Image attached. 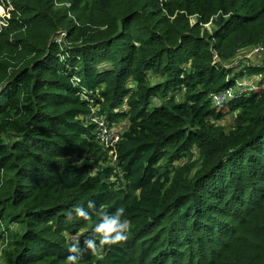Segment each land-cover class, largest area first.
<instances>
[{"label":"trees","instance_id":"16d2710c","mask_svg":"<svg viewBox=\"0 0 264 264\" xmlns=\"http://www.w3.org/2000/svg\"><path fill=\"white\" fill-rule=\"evenodd\" d=\"M4 1L0 264H264V0Z\"/></svg>","mask_w":264,"mask_h":264},{"label":"clouds","instance_id":"9594fccd","mask_svg":"<svg viewBox=\"0 0 264 264\" xmlns=\"http://www.w3.org/2000/svg\"><path fill=\"white\" fill-rule=\"evenodd\" d=\"M96 205L94 202L88 203V209H95ZM75 214L79 218H83L84 220L91 219V215L89 211H87L83 207H76L74 209ZM125 213V209L120 207L117 209V218L120 214ZM69 217L71 218L72 213L69 212ZM127 230H128V223L124 221L123 224H118L117 220L108 221L105 215V218L102 219V222L96 226L95 231L100 234V242L102 244H116L121 241L127 240ZM115 233V235H113ZM86 247L89 249H95L96 244L93 239H88L85 241ZM68 252L71 253L67 257V264H79V257H80V249L78 246V242L73 244L71 247L68 248Z\"/></svg>","mask_w":264,"mask_h":264},{"label":"built area","instance_id":"2783aa9c","mask_svg":"<svg viewBox=\"0 0 264 264\" xmlns=\"http://www.w3.org/2000/svg\"><path fill=\"white\" fill-rule=\"evenodd\" d=\"M0 3V28L7 27L11 20V11L14 10L12 4ZM5 2V1H4ZM11 8V10H10ZM218 102H223L224 98H218ZM99 134L105 147L108 149L115 148L116 144L120 141V133L117 128H110V124L104 120H98ZM104 137H107V141H104Z\"/></svg>","mask_w":264,"mask_h":264},{"label":"rangeland","instance_id":"374dc122","mask_svg":"<svg viewBox=\"0 0 264 264\" xmlns=\"http://www.w3.org/2000/svg\"><path fill=\"white\" fill-rule=\"evenodd\" d=\"M10 10H11V8H10ZM238 57L239 58H237V59H240L241 60L240 62H238V64L240 65V68H242L244 64H248L247 58H251L252 60L258 59V52L257 51H246V52L240 53L238 55ZM238 64H235V65H232V66H236ZM232 66H229V67L232 68ZM246 90H248V89H245V91ZM95 120L98 121L97 118ZM107 140H108L107 137H104V141H107ZM112 154L113 153H110V155H112Z\"/></svg>","mask_w":264,"mask_h":264},{"label":"bare ground","instance_id":"6f19581e","mask_svg":"<svg viewBox=\"0 0 264 264\" xmlns=\"http://www.w3.org/2000/svg\"><path fill=\"white\" fill-rule=\"evenodd\" d=\"M93 116H95V114L93 115ZM97 117V116H96ZM96 124V123H95ZM98 126V125H97ZM100 135V134H99ZM101 136V135H100ZM117 145V144H116Z\"/></svg>","mask_w":264,"mask_h":264}]
</instances>
